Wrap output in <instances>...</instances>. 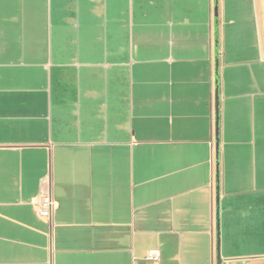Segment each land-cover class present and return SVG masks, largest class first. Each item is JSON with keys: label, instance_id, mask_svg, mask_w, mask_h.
Returning <instances> with one entry per match:
<instances>
[{"label": "crops", "instance_id": "crops-1", "mask_svg": "<svg viewBox=\"0 0 264 264\" xmlns=\"http://www.w3.org/2000/svg\"><path fill=\"white\" fill-rule=\"evenodd\" d=\"M219 255L264 264V0H0V264Z\"/></svg>", "mask_w": 264, "mask_h": 264}, {"label": "built area", "instance_id": "built-area-1", "mask_svg": "<svg viewBox=\"0 0 264 264\" xmlns=\"http://www.w3.org/2000/svg\"><path fill=\"white\" fill-rule=\"evenodd\" d=\"M41 216L49 217L52 214V210L56 207L52 194L49 191L43 192L36 203Z\"/></svg>", "mask_w": 264, "mask_h": 264}, {"label": "water", "instance_id": "water-1", "mask_svg": "<svg viewBox=\"0 0 264 264\" xmlns=\"http://www.w3.org/2000/svg\"><path fill=\"white\" fill-rule=\"evenodd\" d=\"M219 99H220L219 89H217L216 95H215V107H216L217 115H219ZM216 134H217V136L219 134V120H217V122H216ZM218 264H223V259L220 255L218 256Z\"/></svg>", "mask_w": 264, "mask_h": 264}, {"label": "rangeland", "instance_id": "rangeland-1", "mask_svg": "<svg viewBox=\"0 0 264 264\" xmlns=\"http://www.w3.org/2000/svg\"><path fill=\"white\" fill-rule=\"evenodd\" d=\"M226 264H249V262L246 261L245 259H239V260L231 261L230 263L226 262Z\"/></svg>", "mask_w": 264, "mask_h": 264}]
</instances>
